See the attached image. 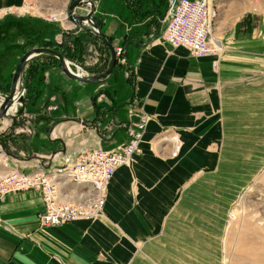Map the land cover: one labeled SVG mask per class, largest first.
<instances>
[{"label":"crops","instance_id":"obj_1","mask_svg":"<svg viewBox=\"0 0 264 264\" xmlns=\"http://www.w3.org/2000/svg\"><path fill=\"white\" fill-rule=\"evenodd\" d=\"M19 1L0 0V13ZM91 1L101 33L123 51L112 74L100 83H83L62 74L55 58L30 61L34 68L24 88L22 116L27 125L24 131L22 126L8 129L12 141L2 136L8 150H2L0 162L28 173L39 162L47 170L98 147L115 149L127 141L124 125L138 121V111L128 104L131 99L141 102L148 124L130 165L117 168L107 186L100 221L38 228L42 202L36 191L1 197L0 264H120L125 257L124 264H180L178 259L185 264L196 251L175 249L173 243L194 241L196 218L178 200L194 192L193 176L214 175L221 168L229 107L239 123L245 122V88L236 77L243 62L224 55L196 59L187 49L165 43L167 0ZM71 28L59 27L54 39L74 40L81 64L92 65V57L104 51L89 29ZM218 41L231 49V42ZM88 50L91 57H86ZM114 71L122 84L112 77ZM171 133L181 143L176 158L170 153ZM125 242L128 249L122 250L120 243ZM103 250L107 261L99 260Z\"/></svg>","mask_w":264,"mask_h":264},{"label":"rangeland","instance_id":"obj_2","mask_svg":"<svg viewBox=\"0 0 264 264\" xmlns=\"http://www.w3.org/2000/svg\"><path fill=\"white\" fill-rule=\"evenodd\" d=\"M23 2L20 0L17 5L10 7L12 10L5 8L0 13L1 102V96L9 92L13 72L22 55L33 48L41 47L42 43L52 44L51 48L55 50L62 41L54 39L59 27L66 30L70 25L66 18L70 0H30L27 5L34 6L31 10H27V7L22 9ZM208 2L211 3L216 16L213 38L216 41L231 42L227 44V47L231 48L229 51L224 45L226 50L222 49L213 56H234L240 58L237 62H243L244 70L238 71L236 77L240 81L239 84L245 88L244 93L242 92V104L245 105L242 119L245 122L239 123L235 111L229 107L228 131L225 145H222L225 152L221 154V168L218 172H212L214 175L203 177V174L196 178L193 176L191 181L195 187L192 190L194 192L183 193L178 200L184 212H190L191 208L194 211L192 217L196 218V224L193 226L195 239L191 242L173 243V248H190L196 251L197 256L184 259L185 264H264V0ZM92 3L95 6V3ZM166 3L164 4L167 10ZM9 10L11 12H8ZM74 12L76 15H86L89 7H76ZM85 28L91 30L89 25H85ZM71 29L76 30L73 26ZM69 40L68 38V43L74 41ZM95 41L104 53L100 52L97 58L89 59L93 62L92 65L84 62L81 64L76 56L66 59L80 64L89 76V72H92L89 69L101 73L109 61V51L106 52L98 39ZM74 43L68 44L72 52L74 51L72 55L75 54ZM86 54V57L92 56L89 50ZM38 57L50 58L37 56L32 60ZM32 60L27 61L21 75L19 89L24 90V96L21 101L16 102V112L0 120V154L2 150H8L4 139H13V134L8 129L13 126L24 128L27 125L22 121L25 114L23 101L27 98L24 89L28 84L27 75L34 68ZM112 77L117 80V85L122 84L116 71ZM249 111L252 112L248 115ZM248 126L250 128H246ZM17 128L15 130H18ZM3 135L6 138H3ZM172 135L174 134H169V137ZM178 154L172 157L176 158ZM201 173L202 170H199L196 174ZM180 192L183 190L180 189ZM103 217L91 222L100 221ZM130 244L134 247V243ZM128 245L127 242L120 243L122 250L128 249ZM98 257L100 261L109 260L105 250L100 251ZM126 260V257L123 258L120 264H124ZM181 260L183 259H178L180 264Z\"/></svg>","mask_w":264,"mask_h":264},{"label":"built area","instance_id":"obj_3","mask_svg":"<svg viewBox=\"0 0 264 264\" xmlns=\"http://www.w3.org/2000/svg\"><path fill=\"white\" fill-rule=\"evenodd\" d=\"M23 1L22 9H34V6L27 5L30 0ZM166 4L162 20L165 22L162 33L165 43L172 48L187 49L189 55L196 59L223 49L212 36L216 16L208 0H167ZM115 54L119 59L122 50L117 48ZM66 63L71 68V74L81 72L88 77L80 64L65 60ZM127 77L133 79V73H128ZM23 94L24 90L18 88L15 101H21ZM128 104L138 111V121L133 126L124 125L128 137L124 144L112 150L98 147L86 151L72 162L47 170L44 168L46 164L39 162L36 169L28 173L0 162V198L12 192L36 191L42 202V210L36 216L38 228L103 217L107 186L117 168L130 165L149 121L141 102L131 99ZM26 132L30 133L29 130ZM169 143L171 156L175 157L180 152V140L172 135Z\"/></svg>","mask_w":264,"mask_h":264},{"label":"water","instance_id":"obj_4","mask_svg":"<svg viewBox=\"0 0 264 264\" xmlns=\"http://www.w3.org/2000/svg\"><path fill=\"white\" fill-rule=\"evenodd\" d=\"M80 6H88L89 12L86 15H76L74 10L76 7ZM95 12V6L89 0H70L68 8L66 10V17L70 25L76 28L85 29V24L91 27L90 32L104 45L107 47L109 51V61L107 64L106 69L96 75H91L88 77H78L77 75L71 74L65 65V58L64 56L57 52L56 50L50 48H33L27 51L25 54L22 55L19 62L17 63L15 70L13 72L9 92L6 95H2V102H0V120L7 117L8 109L14 104V98L16 96V91L18 85L20 86L21 75L24 70V67L27 61L32 60V58L37 57L39 55H49L57 59L60 70L62 74H64L69 79L83 82V83H90L96 84L103 82L108 76L112 74L113 68L116 64V56L115 50L113 46H111V42L105 38V36L101 33L99 26L93 20V13Z\"/></svg>","mask_w":264,"mask_h":264},{"label":"trees","instance_id":"obj_5","mask_svg":"<svg viewBox=\"0 0 264 264\" xmlns=\"http://www.w3.org/2000/svg\"><path fill=\"white\" fill-rule=\"evenodd\" d=\"M94 22H96L97 25L100 28V26H101L100 23L98 21H95V20H94ZM100 31H101V29H100ZM93 37H94L95 40L97 39L95 36H93ZM107 40H109V39L107 38ZM71 43H74V41H72ZM74 44H76V43H74ZM51 45L52 44H49V43H42L40 46L41 47H44V48H51ZM101 46L106 50V52L108 51V49H107L106 46H104L102 44H101ZM54 49L55 50L57 49L56 51L59 52V53H61L65 58H70V57L73 58V57L76 56V54L72 55L74 53V51L72 52V48L69 47V45H68V39L66 37L63 38L62 41H61V43L58 46H56V48H54ZM39 56H45V57L53 58V57H51L49 55H39ZM42 69L43 68H41V70ZM29 74H30V72H29ZM29 74L27 76H29Z\"/></svg>","mask_w":264,"mask_h":264},{"label":"bare ground","instance_id":"obj_6","mask_svg":"<svg viewBox=\"0 0 264 264\" xmlns=\"http://www.w3.org/2000/svg\"><path fill=\"white\" fill-rule=\"evenodd\" d=\"M60 17V16H59ZM67 18V17H66ZM85 25H87V24H85ZM72 26V25H71ZM74 27V26H73ZM75 29H77L76 27H74ZM52 57V56H51ZM54 58V57H53ZM56 59V58H55ZM57 60V59H56ZM66 65V68H67V70L70 72L71 71V68H70V66H69V64L68 63H66L65 64ZM70 73H72V72H70ZM73 74H76L78 77H86V75H84L83 73H81V72H76V73H73ZM1 99H2V97H1ZM0 102H1V100H0ZM1 104V103H0ZM16 109H17V103H14L9 109H8V112H7V116H9V115H11V114H13V113H15L16 112ZM4 119V118H3Z\"/></svg>","mask_w":264,"mask_h":264}]
</instances>
